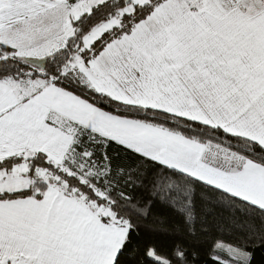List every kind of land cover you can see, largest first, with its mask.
I'll list each match as a JSON object with an SVG mask.
<instances>
[{
  "label": "snow or ice",
  "instance_id": "snow-or-ice-1",
  "mask_svg": "<svg viewBox=\"0 0 264 264\" xmlns=\"http://www.w3.org/2000/svg\"><path fill=\"white\" fill-rule=\"evenodd\" d=\"M0 264H264V0H0Z\"/></svg>",
  "mask_w": 264,
  "mask_h": 264
}]
</instances>
